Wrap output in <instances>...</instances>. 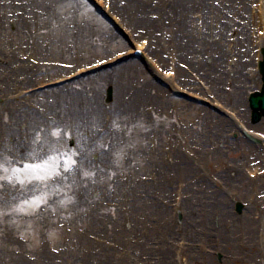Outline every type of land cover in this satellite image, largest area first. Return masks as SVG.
I'll return each instance as SVG.
<instances>
[{
    "label": "rangeland",
    "instance_id": "1",
    "mask_svg": "<svg viewBox=\"0 0 264 264\" xmlns=\"http://www.w3.org/2000/svg\"><path fill=\"white\" fill-rule=\"evenodd\" d=\"M79 1L82 2L81 5L72 2L70 4V1L64 0L62 6H56V11L59 13L61 7L67 5V12L72 14V19L66 20L67 27H71L73 23L78 28L87 27L90 29L91 27L88 26L89 20L85 17V14H91L93 16L97 14L87 2ZM204 1L206 5L211 6L214 0ZM25 3L23 4V0H0V8L3 7V9L6 8V10H8L5 12L4 16L1 17L0 21V46L6 51V55L9 54V51H12V59H9L8 56H0V63L4 66H8L10 69L17 66L15 64L16 62H22L21 60L27 57L29 60L28 62L37 65L40 67V70L48 68L41 66L40 62H62L70 64L72 68L69 71H65V73L68 74L74 72L73 70L76 68L87 66L93 61L105 60L114 54H120L128 49V43L120 48H106V46L98 40L97 34V37H85L84 41L86 40L88 42L85 41L87 43V48L80 54L75 51L63 53L57 51L58 49L56 50V48L52 51L53 41L52 39L44 40V37H46L48 33L44 29L51 27L52 36L54 32L53 28H55L56 24L51 23L47 18L48 16H39L41 13L40 5H45L47 0H26ZM158 3L159 0H153V5H158ZM57 15L59 17L57 20L64 18V15L61 13ZM156 15V12H150L151 17H155ZM194 16L195 14H193V17ZM18 18L22 20L20 24H26V26L18 28L16 26ZM98 18L102 23V27H107L104 19L101 17ZM21 25H19V27ZM194 25L195 23L192 26ZM75 33L76 30H73L72 34ZM19 35H22L20 45L12 41ZM94 37L95 40L93 39ZM143 37L145 36L137 37L136 40L142 39ZM30 39L33 43L37 42L38 44L40 40L43 41V43L40 42V46L43 47L44 52L42 51V53L39 52L29 57L25 48L29 47L27 43ZM15 43L17 44L15 45ZM197 45L198 44H195V46ZM83 52H85V56L79 57ZM199 55L200 54H198V56ZM168 56V52L162 53V57L160 55L164 67H166ZM181 58L184 57H178L176 61L186 63V59L188 60V58H185V60ZM225 61L226 59H224L221 64L222 68L226 70L232 68V65H229L228 62ZM142 73L146 77L143 70ZM159 74L162 76L161 73ZM37 76L38 79H36ZM39 76V70H37V68H32L30 77H34L33 80L35 79V85L41 84L46 78L53 79L60 77V72L44 73L42 77ZM16 77L19 81L24 78L21 72H17ZM251 78L250 76V79ZM249 85L250 84H247V87ZM254 85L255 84H252L251 88ZM223 86L231 87L229 83L220 81L218 83V88ZM31 87H33V82L23 83L24 89ZM161 87L163 88V86ZM78 89H80V87L76 90ZM76 90L75 93L77 92ZM208 91L213 90L209 89ZM199 93H201V90L200 92L196 90L188 91V94L182 96L186 98L176 99L170 97L167 90L163 89L162 96H166L172 100V104H169V106L164 109L160 108L161 112L165 113L164 116L161 115L156 106H152L154 107L153 116L151 115V117L154 118L152 119L148 115L145 116L144 113H148V106L154 104L151 101V96L145 97L139 105V111L146 121L140 122V120H136V122H134V120H132L127 123L125 118H120L122 122L118 126L119 140L117 146L110 150L111 161L99 160V154H101L102 151L97 150L88 157L97 165H90L87 167L84 166L83 158L85 157L82 156V151L78 148L79 146L77 145L75 151L69 146L70 131L74 130L73 123L71 121L67 122V128L70 130H66L64 139V130L55 128V113L51 112L53 103L52 93H48L42 97L36 96L34 99H26L19 103L14 99L15 103L9 106V108L5 105L6 103L4 101H7L8 98H14L18 94L8 93L6 96H0V231H4V236L3 233L0 234V264H8L3 258V256L7 254L8 248L12 256L17 253L19 256L29 261L34 257L33 255L42 252L44 249L50 254V261L53 264H63L60 257L61 252L79 253V256L70 264H82L80 259L83 254L87 253V250L80 245L87 242L93 244V250L88 252L91 255L96 256L100 251L99 247L106 246L113 257H119L121 253L129 252L131 262L134 264H155L159 257L158 252H160L161 241H165L166 244L173 247L172 256L174 264H255L254 258L246 259L250 254L249 251H245V256L242 254L239 255L231 252L230 249H225L223 245L216 246V241H213V244H208L206 241L197 237L188 238L186 236H180L179 225L181 222L179 223L177 219V203L181 200L186 201L191 196V194L177 190L178 188L181 189V184H178L181 183L180 181L178 182V180H176L177 182L175 181L172 187H170L173 192L169 198H167L168 193H160L154 189L155 187H151V189L147 188L142 192H138V189L126 192L129 190L130 186L135 187L137 185L136 188H138V182H140V180L143 181L142 183L150 182L147 180L144 181L143 177L150 176L155 166L151 164L152 167H149L148 170L142 169L140 166L142 164L140 157L141 151H143L144 148L147 151L152 150L151 148L154 146L153 142L156 141L157 143L161 131L165 132L163 137L164 140L166 139L168 141L173 133L178 130L181 131L185 127L184 123L193 124L190 122L193 120L192 115L199 113L198 109L201 107H204L207 111L211 109L217 110V107L213 106L214 104L212 105L213 101L209 99L207 94H203V97H200L198 96ZM103 101L104 99L101 101L102 106H104ZM198 103L201 105L197 106ZM17 104L21 105L24 109L32 108L34 112L41 113L44 117L41 126H39V122L35 127H28L23 123H15V120L11 117L12 112H16L17 110ZM186 104H190L191 109L187 107L181 109V107ZM1 105L3 107H1ZM106 107H108V105H106ZM220 110L225 111V114L228 115H224L225 118L231 117L234 122H232L234 125L230 124L228 128L226 127L222 130L228 138L233 140L239 138L234 128L236 125L241 126L240 124L250 129L264 132V128L255 127L249 123L246 113L245 117L243 115L239 117L238 113L241 111L239 107L236 109L230 105L226 107L224 105ZM56 111L60 116L61 108L57 107ZM111 121H109L110 126H112ZM5 123L8 126H12L15 135L10 136L9 134L3 133ZM202 124H204L203 121H201L200 125H197V127L204 130V132L210 130ZM91 126L93 132H103L101 122L94 121ZM110 130L112 132L113 128H110ZM140 135H144L142 137V139H144L143 143L139 140ZM21 138L23 139L21 140ZM20 140L26 147L25 150L21 148V144L19 143ZM246 142L250 144L249 140H246ZM176 144L179 145V141H177ZM55 145L57 146V150ZM209 145L210 143H206V149H209ZM212 147H214V145ZM238 147L235 148V145L231 142L227 143L223 148L226 151L217 158L218 160L214 159L212 161V159H209L208 161H203L200 171L189 175L194 176L195 180L200 178L206 180L210 182L211 185L212 183L217 184L216 181L218 179L224 184V181L221 180V170L224 168L233 170L237 167L245 176L250 177L247 172L250 170L249 167L251 166L244 162L249 155V145L247 146L248 149L245 148L243 143L239 144ZM28 148H30L28 153L21 152L26 151ZM195 149L194 145H191L186 153L187 157L196 159L194 153ZM169 154V146L164 147L160 156L161 165L164 166V164L168 162L170 157ZM170 161H172V158ZM235 161L239 164L237 165ZM28 163L29 165L32 163H46L45 168L51 167L50 170L55 176L48 175L49 177L47 180L36 179L34 177L38 174L29 172L30 169L26 167ZM260 165L259 162V164L256 165V169H259ZM20 169H23L22 172L24 175L18 174ZM25 173L27 174L25 175ZM175 174L181 175L180 173L171 172L169 176L173 177ZM186 175L188 174L186 173ZM40 176L46 177V174H41ZM8 177H11V179H8ZM16 177H21L22 180L18 182V179H15ZM120 186L123 187L124 193L118 190ZM190 186V190L193 192L196 190V195L198 194L197 197H199L200 189H196V184L193 183ZM235 191L236 190H231L229 188L228 191H226V198H229V193L232 194V196L235 195L233 194ZM157 192L158 198L153 200ZM126 193L131 195L136 194L138 199L148 201L146 204L151 207L153 212H157L158 209H156V207H159V205H162V209L160 208L156 214H143L142 207L139 204V212L133 214L132 210L134 203H132L131 197H128L129 195ZM159 194L163 195L159 196ZM242 197V202H248L249 199L252 198L248 193ZM34 201L38 203L34 204ZM127 204H131V206ZM164 208L167 210L165 213L166 217L164 214H161L165 212ZM183 215H185L184 211L182 213V222ZM213 215L214 219L217 221L219 218L217 212ZM91 217L95 219L96 225L93 227L90 221L92 219ZM185 223L191 227V221L189 219H185ZM164 224H168L170 230H159L158 227H163ZM225 224L230 226L231 219L225 218ZM133 227H136L142 232L143 237L134 234L132 232ZM191 230L192 233L200 232V225L198 223L192 224ZM240 231L241 229L238 228L233 230L236 236L240 235ZM254 233L257 234V231L255 230ZM6 238L10 239V244H13L15 247L8 246ZM182 238L186 239L184 245H181ZM145 242L152 251L150 253L143 252L141 255L142 258L138 257L139 254H135L133 246L136 244H144ZM188 243L191 245L193 244L195 248L201 246L202 248L200 249L204 254L207 253L206 250L215 249L213 251H218V253L222 254L221 261L219 262L214 255L215 260L213 262H206L203 257L198 254L196 255V253L194 254L197 258L195 262H189L188 258L185 256H181L180 258L179 255L176 254L177 250L182 249V246H187ZM182 254H184L183 251ZM262 258H264V256ZM50 261L48 260V263H51ZM32 262L35 263L34 261Z\"/></svg>",
    "mask_w": 264,
    "mask_h": 264
},
{
    "label": "bare ground",
    "instance_id": "2",
    "mask_svg": "<svg viewBox=\"0 0 264 264\" xmlns=\"http://www.w3.org/2000/svg\"><path fill=\"white\" fill-rule=\"evenodd\" d=\"M60 1L61 0H47V3L41 6V8H44L46 10L54 9V12H50L48 14V17L51 22H55L56 24L58 23L56 26V30H54V38L56 42L55 44H53L55 46L57 44L62 46L63 44L65 45L66 43L70 42L72 44V47H68V45H66L65 51L70 52L76 50L77 52H80L86 46L85 43H82L81 38H89L90 36H95L96 34H99L98 36L100 37V42L103 43L106 48L123 45V43L118 40V38L112 31H110L109 29L108 31H106L100 26L98 22L95 23V17L92 18V16H90L89 14H85V17L89 20L88 26H90L92 29H89L87 27L78 28L76 26V28L74 29L76 30V34L69 33V27H67L66 23H64L63 20H56L59 17L55 13V6H60L62 3H60ZM76 1L77 0H72V2ZM218 1L224 6H230L229 0ZM55 2L56 4L54 5ZM152 2V0H111V9L109 12L112 13V11H114L115 13H117V16L122 19L121 23H123L125 26L133 28V33L137 32V30H142L144 33L151 36L153 39L152 47L154 49L153 51L155 52V54H157L160 50H167L172 51L175 57L186 58L187 55L192 56L193 53H202L203 56H206L205 60L201 62L194 61L193 59H191L189 60L191 66L197 68L200 71H204L205 77L207 78V82L205 83L209 84L211 88L216 87L219 81H229L230 85L233 87L232 93L226 94L230 105L233 107H245L246 103L245 101L243 102V97L246 96L244 95L246 82L245 77L242 74L245 68V64L242 62L237 63L233 67L231 72L223 71L220 66V61L227 54L230 55V53H232V50L230 49L225 52L219 40L220 35H223L229 27V23H219L220 19L222 18L221 12L218 11L215 7H206L204 5L203 0H160L158 5H153ZM245 2L246 0H240V3L243 5V11H247ZM50 5L53 8H51ZM194 8H197V10H199V12L201 13V20L204 23L206 30H208L207 38L206 36H203L204 33H202V35L199 34V32L197 31V25L195 28H190V24L194 22L190 17V14ZM153 10L159 13V18L157 20H153L150 17V12ZM206 10L208 11V14H213V18L211 21L207 20V14L205 12ZM124 25L122 26L125 27ZM160 31L162 32L161 35L159 34ZM163 32L168 34L169 40L165 41L163 37ZM208 37H212V39L209 41ZM214 37L216 38L215 40H213ZM18 40H20L19 37H15V39L12 41L17 42ZM194 42H198L201 45V48L198 50L199 52H197V49H195ZM149 47H151V44H149L148 48ZM38 51H41V48H39ZM6 54V51L0 47V56H8L9 59H12V51H9L8 55ZM241 54L242 53L240 52V50H238L236 56L240 57ZM244 54H248V52L245 51ZM32 68L35 67L26 62H22L20 64V67L14 71L8 66H4L0 63V96H6V94L8 93H17L18 95L17 97H15V99L18 101V103L25 101V99L28 97L22 95V82L18 81V78L16 77V72L20 71L25 75L23 82H30L31 79L29 78V75ZM116 75V79L113 81V73L111 71H106L100 76H92L91 78L82 81L80 87H82L85 91L84 97H80L79 93L65 94L63 91L60 92L59 90L52 91L55 96L61 97L62 99L61 102L57 101L55 103V106L51 107V112L55 113V121H57V125H63L68 119L73 120L74 128L76 129L77 139L79 140V146L82 147L83 155L85 157H89V155L95 150H97L98 146H100L101 148L105 149V152L100 155V158L103 160L111 161L109 158V150L110 148L116 146L119 140V134L117 133L118 131L116 129L115 132H110V130L108 129L109 127L105 128L103 136H100L99 133L93 132L91 129L92 121H98L101 118H103V121H106L107 115H112L113 119L115 120V128L116 126H119L120 120L117 121L118 117L126 118L127 122H131L134 118V114L137 115L138 118L141 117L139 105L146 97V94L150 96L151 94L153 95L152 100L155 102V105L157 107L164 108L166 105V103L164 102L165 100L160 101V98L158 97V95L162 93V88L158 87L150 80L146 79L138 64H123L116 68ZM178 75L179 77H177L176 81H174L177 83L176 85L180 84L181 86L188 87L192 90L197 89V84L189 75H187V73L179 70ZM142 76L144 77L143 81H141ZM179 78L181 79L179 80ZM106 83L108 85H113L114 99L112 108H103L100 104V100L103 97V90L99 87L102 84ZM149 89L150 91L148 92ZM44 93H32L31 95H29V97L34 98L37 94ZM218 95L220 97H223L224 93L218 89ZM13 103L14 101H9V103H6L5 105L11 106ZM17 106V110L15 109L16 112H12L11 117L15 120V123H23L26 124L28 127H35L39 122V126H41L44 118L41 113L30 112L27 109L22 108L21 105L18 104ZM57 106H61L62 116L56 114ZM1 107L3 106L1 105ZM183 107L186 108L187 106ZM207 114L208 117L205 119L206 122L204 121V124L208 125V127H210L212 130H215L211 135V140L215 141L218 139V133L216 129H219L220 132L224 129V125H229V123L226 119H221L206 111V115ZM141 118L145 120L144 117ZM213 120L215 122H213ZM13 130L14 129H12V127L10 126L4 127L3 133L12 134ZM236 132L238 133L237 130ZM162 134L163 133L161 132V135ZM175 134L177 137L182 139V137H180L181 135L179 134V132H176ZM189 135L192 139V142H201L202 148H200L196 152L199 158H209L213 155L219 156V153H223V150L220 147L218 148V150H215L212 153L204 151V146L208 142L206 133L198 134V136L196 137H194V135L191 133H189ZM81 137H84V139L81 140ZM223 139L227 142H232V144H235L236 146L238 144L235 143L238 140H231L230 138H227V136L226 138L223 137ZM181 141L185 146H187V144L190 145L191 143L188 139ZM141 142L143 143L144 139H141ZM92 143H94V145H92ZM157 145L158 146L156 151H161L163 143L158 140ZM251 149L254 150L253 147L249 145L248 157H251L253 160L258 159L259 156L257 152L252 151ZM183 151H185L184 148L180 149V147H174L171 149L172 155L174 156V158H177V161L174 164H170L172 168L171 170L175 172L186 170L187 173H189L190 170L187 168L191 166L196 171L198 169V164L186 157ZM141 154L143 156L142 163L146 161L145 158L147 159V157H149V159L158 168L157 179L156 181H153L151 183L139 182L138 188H136L137 185L135 187L130 186L129 190H127L126 192H131L134 189H138V192H142L147 188L151 189V187H155L154 189L159 191L160 193H168L167 198H169L173 192L170 187L172 186L174 180L167 177L169 170L161 167L160 157L156 155V152L153 156H151L149 151L143 150L141 151ZM88 157L84 158V165L88 164ZM184 162L185 165L183 166ZM144 165V168L147 169L148 165L145 163ZM222 174L225 177V182L227 183V186L233 185L235 179H240L242 181L244 179V175L241 174L240 169H236L233 173L232 171H229L227 169L222 171ZM228 174H231L234 177L232 178ZM182 177H186L183 172L180 178ZM203 184L205 186V189H208L210 186L206 182H204ZM189 186L190 185L188 184L187 188ZM122 188L123 187L120 186L118 190L124 193V190ZM189 193L191 194V196L186 201H182L181 203V207L185 213L184 217L186 219H189L191 223L197 222L198 219V221H200L199 223L201 227L205 228L203 232L215 233L217 231L218 234L223 233V235L220 237L222 242L226 244V248L232 249L234 251H239L240 248L238 249V247L235 246L236 238L232 235V229L238 225V222L236 216L231 214L229 209H227L223 192H217L215 197H213V193H208V195H205L204 192L201 199H196L194 195L195 193L191 191ZM126 194L129 195L128 197H131V201H133L132 203H134V207L132 210L133 214L139 212V204L142 207L143 214H156L160 208L162 209V206L159 205V207H156V209H158L157 212H153L151 207L146 204V202L148 201L138 199V197H136V194ZM163 194H159V196ZM209 195H211L212 197H208ZM156 197L158 198V195H156ZM127 205L131 206V204ZM214 211L218 212L220 216V219L218 220L219 224L217 225L214 224V219L212 216ZM165 213L166 210L161 214H164L166 217ZM225 217H229L232 219L230 227H227L224 224ZM261 217L264 218V215ZM90 221L92 222V227L96 225L94 218H92ZM253 224H257L256 217H245V222L242 224V227L245 229L247 234V243L253 242L252 248L255 249L256 244L254 243V236L252 234L253 231L249 228L252 227ZM158 228L159 230H170L168 224H164L163 227ZM132 232L136 235L143 237L142 232H140L136 227L132 228ZM182 232L186 237H191V229L188 226L183 225ZM192 236H197V234H192ZM6 240L8 242V246H14L13 244H10V239L6 238ZM160 243L161 248L160 252H158L159 257L155 264H174L172 256L173 247L171 245L166 244L165 241H161ZM80 246H83L87 250V253L83 254L80 259L82 264H134L131 262V256L129 255V252L121 253L119 257H113L110 254V250L106 246H101L99 247V253L95 256L88 253L90 250H93L92 243L87 242L81 244ZM244 248H246V246ZM133 249L135 254H139L138 257H141L143 252L150 253L152 251L151 248L146 244V242L144 244H136L135 246H133ZM258 252L261 254L260 251ZM195 253H197L199 256H202L208 261L211 260V256L203 255V253L200 252L199 249H192V247L184 248L183 256H186V258H189L190 260L192 255H194ZM33 256L34 257L31 258V261L24 259L17 253L12 256V254L10 253V249L8 248V252L6 255L3 256V258L5 261H7L8 264H53L50 261V254L47 253L44 249L42 250V252L36 253V255ZM78 256L79 253L76 254L68 252H61L60 255L61 262L63 264L73 263V260ZM48 260L51 263H48ZM191 260L195 262L197 261V258ZM32 261H34L35 263H33Z\"/></svg>",
    "mask_w": 264,
    "mask_h": 264
},
{
    "label": "snow or ice",
    "instance_id": "3",
    "mask_svg": "<svg viewBox=\"0 0 264 264\" xmlns=\"http://www.w3.org/2000/svg\"><path fill=\"white\" fill-rule=\"evenodd\" d=\"M29 169H32L33 171H35L36 169H38L40 166L39 165H27L26 166ZM87 174V173H86ZM34 178L36 179H44L45 177L40 176V175H36ZM8 179H11V177H8ZM34 204L38 203V202H33Z\"/></svg>",
    "mask_w": 264,
    "mask_h": 264
}]
</instances>
